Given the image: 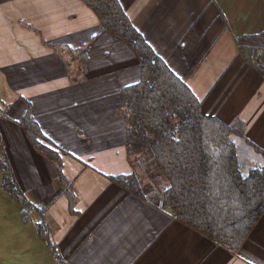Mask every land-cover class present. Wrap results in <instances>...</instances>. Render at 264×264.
<instances>
[{"label": "crops", "instance_id": "1", "mask_svg": "<svg viewBox=\"0 0 264 264\" xmlns=\"http://www.w3.org/2000/svg\"><path fill=\"white\" fill-rule=\"evenodd\" d=\"M118 1L202 114L237 127L241 172L263 164L264 0ZM139 77L137 53L82 0H0V158L31 206L23 218L0 170V264H264V211L232 253L157 206L166 180L150 159L158 191L113 181L146 162L120 96Z\"/></svg>", "mask_w": 264, "mask_h": 264}, {"label": "trees", "instance_id": "2", "mask_svg": "<svg viewBox=\"0 0 264 264\" xmlns=\"http://www.w3.org/2000/svg\"><path fill=\"white\" fill-rule=\"evenodd\" d=\"M82 1L97 16L101 30L126 41L139 58V80L121 89V106L127 144L146 155L166 180L157 201L164 199L180 222L215 245L237 252L264 211V162L241 172L230 137L237 127L202 114L199 99L145 41L118 0ZM22 125L38 147L41 133L28 113ZM0 170L2 187L22 206L26 218L30 203L4 157ZM129 177L112 178L143 196L147 189ZM36 231L49 242L44 223L37 224Z\"/></svg>", "mask_w": 264, "mask_h": 264}, {"label": "rangeland", "instance_id": "3", "mask_svg": "<svg viewBox=\"0 0 264 264\" xmlns=\"http://www.w3.org/2000/svg\"><path fill=\"white\" fill-rule=\"evenodd\" d=\"M149 163H150L149 158H146V162H141V164L137 165V168H136L137 171L135 170L133 175H130L129 178L135 177L141 186H142L144 181H150L151 182L150 187H152V190L154 191L155 188H157V191H158V186H159V184H157L158 180L154 174L153 169L151 167H149V165H148ZM150 164H151V166H153L152 163H150ZM145 188L147 189V191H150V189H151V188H149V185H148V187H145ZM156 204L158 207H160L158 205V201H156Z\"/></svg>", "mask_w": 264, "mask_h": 264}, {"label": "built area", "instance_id": "4", "mask_svg": "<svg viewBox=\"0 0 264 264\" xmlns=\"http://www.w3.org/2000/svg\"><path fill=\"white\" fill-rule=\"evenodd\" d=\"M158 205L161 207V208H164V209H169V205L165 202L164 199H160L158 201ZM38 208H42L41 206H38Z\"/></svg>", "mask_w": 264, "mask_h": 264}]
</instances>
